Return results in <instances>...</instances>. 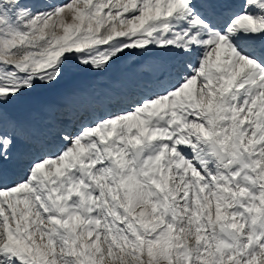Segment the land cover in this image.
Segmentation results:
<instances>
[{
  "label": "snow or ice",
  "instance_id": "6c2138e0",
  "mask_svg": "<svg viewBox=\"0 0 264 264\" xmlns=\"http://www.w3.org/2000/svg\"><path fill=\"white\" fill-rule=\"evenodd\" d=\"M0 264H264V0H0Z\"/></svg>",
  "mask_w": 264,
  "mask_h": 264
}]
</instances>
